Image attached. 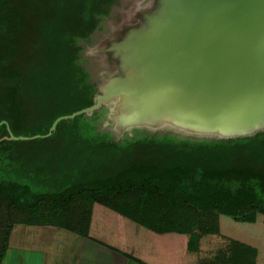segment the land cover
Instances as JSON below:
<instances>
[{
	"label": "trees",
	"instance_id": "trees-1",
	"mask_svg": "<svg viewBox=\"0 0 264 264\" xmlns=\"http://www.w3.org/2000/svg\"><path fill=\"white\" fill-rule=\"evenodd\" d=\"M113 1L0 0V263L16 224L56 226L89 237L92 208L99 204L152 232L186 235V251L196 257L192 264H256L255 247L229 239L202 253L201 240L219 233L221 213L252 222L257 213L264 214V176L243 163L239 172L219 170L215 163L207 164L203 151L234 145L223 146V151L238 150L241 156L264 131L202 140L135 132L122 139L95 132L98 109L59 120L47 135L60 116L50 111L61 91L86 101L81 108L93 103L96 88L78 60L81 43L88 42ZM41 115L47 122L45 136L38 138L61 140L47 148L40 170L14 159L9 142L21 139L6 137L12 128ZM140 142L147 144L142 159H107V146ZM62 160L70 167L61 170Z\"/></svg>",
	"mask_w": 264,
	"mask_h": 264
},
{
	"label": "water",
	"instance_id": "water-1",
	"mask_svg": "<svg viewBox=\"0 0 264 264\" xmlns=\"http://www.w3.org/2000/svg\"><path fill=\"white\" fill-rule=\"evenodd\" d=\"M131 1L136 21L115 33ZM139 1L114 0L81 43L93 103L58 116L47 135L59 120L98 109L95 132L122 139L168 130L199 140L264 131V0ZM105 68L111 72L98 85ZM6 138L28 137L9 130Z\"/></svg>",
	"mask_w": 264,
	"mask_h": 264
},
{
	"label": "rangeland",
	"instance_id": "rangeland-1",
	"mask_svg": "<svg viewBox=\"0 0 264 264\" xmlns=\"http://www.w3.org/2000/svg\"><path fill=\"white\" fill-rule=\"evenodd\" d=\"M129 1V0H128ZM140 0L139 2H141ZM130 10H124L122 6L119 17H116V21L114 23L115 33L120 32L124 27L131 25L136 21L135 15L137 13V4L131 1ZM119 19V21H118ZM98 50V48H97ZM96 50V51H97ZM93 51V50H92ZM99 51V50H98ZM100 52V51H99ZM98 60H103L105 56H97L94 57ZM107 60V58H105ZM105 60V61H106ZM104 60L102 62H105ZM105 66V63H101ZM111 69L105 68L103 71L99 72V75L96 78V82L98 85H101L105 78L110 74ZM59 92V91H58ZM65 91H61V100L58 98L57 104L54 106L53 110L50 111L52 114H60L69 115L79 109H82L81 106L86 103L83 99L73 96L70 97L65 95ZM57 94L54 95L56 97ZM51 97L52 94H49ZM84 108V107H83ZM48 109H46L45 113L47 114ZM49 113V114H50ZM47 114V115H49ZM47 122L46 115H41L39 119H30L25 122V124H20L16 128H12V132L14 136H24L28 137L22 140H13L9 142V146L13 148V158L19 160L24 163L28 167L38 168L41 170L43 168V163H45L44 154L47 152V148L52 146V143L60 141L59 136H52L50 138H38L39 136H45L43 134L45 130V123ZM159 132H169L168 131H159ZM170 133V132H169ZM120 135V134H119ZM252 149L249 151L242 152L241 156L238 154V150L236 153L229 152L228 149L223 151V146L221 145L219 148H211L205 149L203 151L205 160L207 164L215 163L217 169L219 170H231L239 172V165L243 163L247 165L246 167L251 170L253 173L260 174L264 176V135L261 137H256L252 141ZM105 147V146H103ZM111 148L110 152L108 150L107 159L112 163H116L115 159L120 157L122 160H130L137 161L138 159H142L145 154H147V144L144 143H132L128 144L126 147H119L116 145L107 146V148ZM229 149H232L233 146H224ZM120 148V149H119ZM235 149V148H233ZM207 151L213 152L208 153ZM263 152V154H259V152ZM74 153L72 156H75ZM209 154V155H208ZM70 155V154H69ZM210 156L212 158H210ZM77 156L73 157L72 161H74ZM64 160H70V157L62 156ZM237 159H240L241 162H238ZM61 161L60 168L63 170L64 165H66V169L68 166L67 161ZM64 161V164H63ZM118 162V161H117ZM119 163V162H118ZM48 166V164H46ZM214 166V165H213ZM213 166L208 165L207 167L212 168ZM50 167V166H49ZM73 167V166H72ZM48 170V169H47ZM48 171H42V173H46ZM242 172V171H241ZM78 175V173L76 174ZM76 178V177H75ZM78 181V180H77ZM135 225V224H134ZM147 233H153L150 230L143 229ZM174 233V232H173ZM150 235V234H149ZM155 239L152 241L147 240L145 246L151 250H157L159 245H163V239H170L173 242L175 241V248H177V253H183L182 248H185V244L183 240L185 237L182 234L174 233L173 236H166L163 234L153 233ZM232 239L236 241H240L242 243L248 244L252 247H255L257 250L256 256V264H264V214L257 213L255 221H244V220H236L232 218L229 214L221 213L219 215V233L218 234H208L204 235L201 240V249L202 253L205 250L209 251L221 246H224L227 240ZM184 256V254H183ZM181 258V259H180ZM177 264H192L194 261V255H185L183 258H177ZM154 261V257L151 259ZM181 260V261H180ZM156 261V260H155ZM9 263L7 258L6 264Z\"/></svg>",
	"mask_w": 264,
	"mask_h": 264
},
{
	"label": "crops",
	"instance_id": "crops-1",
	"mask_svg": "<svg viewBox=\"0 0 264 264\" xmlns=\"http://www.w3.org/2000/svg\"><path fill=\"white\" fill-rule=\"evenodd\" d=\"M134 224L99 204L92 208L89 237L56 226L16 224L0 264H6L7 258L8 264H138L128 254L145 264H177L178 256L192 255L186 251L184 234L183 253H177L175 241L165 238L157 250L148 249L146 241L155 239V232L147 233Z\"/></svg>",
	"mask_w": 264,
	"mask_h": 264
}]
</instances>
